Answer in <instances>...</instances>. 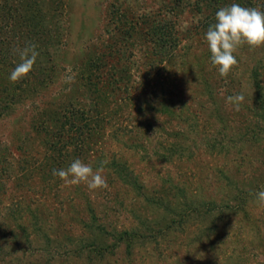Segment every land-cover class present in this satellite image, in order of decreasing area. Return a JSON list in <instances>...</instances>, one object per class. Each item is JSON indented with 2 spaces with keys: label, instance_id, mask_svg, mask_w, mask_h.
<instances>
[{
  "label": "rangeland",
  "instance_id": "1",
  "mask_svg": "<svg viewBox=\"0 0 264 264\" xmlns=\"http://www.w3.org/2000/svg\"><path fill=\"white\" fill-rule=\"evenodd\" d=\"M199 2L0 0V97L25 86L0 109V264H264V45L220 77ZM77 158L108 187L52 175Z\"/></svg>",
  "mask_w": 264,
  "mask_h": 264
},
{
  "label": "clouds",
  "instance_id": "2",
  "mask_svg": "<svg viewBox=\"0 0 264 264\" xmlns=\"http://www.w3.org/2000/svg\"><path fill=\"white\" fill-rule=\"evenodd\" d=\"M204 40L211 53L212 67L220 77L226 78L238 63L234 53L239 47L247 45L250 50H255L264 45V10L259 6L245 7L239 3L223 6L216 11L214 22L207 28ZM36 47L35 44H28L13 49L19 62L10 72V82L17 83L32 71L39 55ZM243 101L242 94L227 97L228 104L235 111L240 110ZM106 163L107 161H101L100 167L93 170L91 165L77 158L67 168L54 169L52 175L61 179L65 185L85 184L90 191H94L108 187L102 174ZM255 196V202L264 207V190L257 192ZM196 258L201 259L198 256Z\"/></svg>",
  "mask_w": 264,
  "mask_h": 264
},
{
  "label": "trees",
  "instance_id": "3",
  "mask_svg": "<svg viewBox=\"0 0 264 264\" xmlns=\"http://www.w3.org/2000/svg\"><path fill=\"white\" fill-rule=\"evenodd\" d=\"M240 1L247 3L251 7L259 6L262 10H264V0H240ZM226 2H228V0H201V3L199 2L197 4V8L200 11L204 10V14H207L205 17V20L209 21V22H207L208 23L207 28L209 27V25L211 23L214 22V16H215L216 11L219 8L223 7L226 4ZM162 29H163L162 27L157 29V33L159 34L158 40L160 41V43H162L166 39V37L168 36V34L165 33L164 30H162ZM24 87L25 86H22L21 84H19L17 87H15V89H10L11 91L8 88H5V90L3 89L4 97H2V98L0 97V104H1L0 109H2L4 111L11 110V108L17 102V95L18 94H16V91L22 90L24 92L25 91ZM77 113H79V117H78L79 122H81L83 124H82V128H76V129L77 130H84L86 128L87 132H92L91 130L93 129V127L91 126L92 124H91V120H89L90 118L87 119L88 117L85 115V113L83 111L82 112L77 111ZM68 119H69V123L75 124V120H73L74 118H68ZM95 120H96L95 121L96 125H98L100 122H103V119H101V118H99L98 120L97 119H95ZM2 188H4V184L2 182V176H1L0 177V190ZM0 195H1V193H0Z\"/></svg>",
  "mask_w": 264,
  "mask_h": 264
}]
</instances>
